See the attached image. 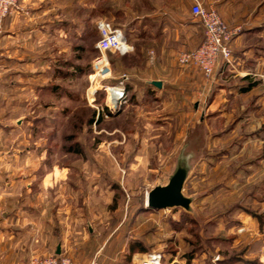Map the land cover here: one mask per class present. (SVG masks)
<instances>
[{"label":"rangeland","instance_id":"rangeland-1","mask_svg":"<svg viewBox=\"0 0 264 264\" xmlns=\"http://www.w3.org/2000/svg\"><path fill=\"white\" fill-rule=\"evenodd\" d=\"M54 7V37L30 48V55H45L38 58L44 62H6L11 51L5 19L0 22V222L25 229L32 219L36 228L37 212L44 217L43 242L35 240V229L20 243L28 246V258L17 250L16 263L57 254V243L77 264H138L154 251L164 254V264L172 255L190 259L196 250L231 254L236 221L257 210L246 204L251 177L245 169L253 153L264 151V134L250 133L247 113L234 112L213 78L180 65V52L196 47L173 44V71L153 72L148 35L136 44V0H54ZM101 21L124 29L130 52L96 47ZM102 56L107 60L99 65ZM180 69L192 75L182 89L162 94L151 86L136 94V75L175 86ZM120 90L125 93L115 107L111 97ZM192 132L196 142L206 141L184 187L195 196L194 212L145 208L147 192L167 180ZM253 178L260 185L261 177ZM11 210L18 215H8ZM139 243L147 249L140 251ZM111 249L118 251L114 263L105 258Z\"/></svg>","mask_w":264,"mask_h":264},{"label":"crops","instance_id":"crops-1","mask_svg":"<svg viewBox=\"0 0 264 264\" xmlns=\"http://www.w3.org/2000/svg\"><path fill=\"white\" fill-rule=\"evenodd\" d=\"M193 1L136 0V44L141 36L148 35L153 72L169 73L173 71L171 67L173 44L177 48H183L188 45L197 47L202 43L204 27L201 21L191 13ZM200 1L206 8L216 9L228 25L239 28V32L234 35L231 42L232 59L230 63L221 61L215 69L211 82L217 84L215 86H218V94L228 92L229 100L234 104V112L244 111L247 113V122L251 123L249 125L254 129L250 133L253 134L256 131L262 137L264 134V0ZM20 4L22 9L6 17L2 23L4 36L8 40L11 51L6 62L10 64L35 62L38 61V58L45 57L42 54L30 55V48L34 44L38 45L40 40H46V37L51 38L55 35L57 11L54 9V0H21ZM138 28L139 31H137ZM139 32L142 34H138ZM13 53L18 54L12 55ZM44 61L41 59L38 62ZM136 76V94L151 86L160 93L166 94L172 88L180 90L182 89L181 85L192 82L191 73L185 69L177 70L175 77L173 75L175 86L168 84L160 76ZM225 79L229 81L228 85H225ZM154 80L161 81L162 86L160 88L155 86ZM240 119V116L235 118V125ZM262 141L264 142V140ZM247 165L251 167L245 169L248 178L251 177V179L250 181L246 180L248 183H245L244 186L249 190L248 194L251 199L246 204L249 206L248 208L257 210L248 211L245 217L236 221L238 225H236L234 235L230 238L234 244L231 254H212L206 250H196L195 254L193 252L190 254V259L187 256L179 259L176 255H172L174 260L168 264L177 261L179 264H222V260H228V264H264V151L253 153L252 158L248 159ZM256 175L261 177L260 185L251 183ZM33 186L29 184L26 185V188L31 190ZM10 188L15 190L14 185ZM258 192L260 195H257ZM22 209L25 208L22 207ZM24 211H26L25 219L29 214L28 210ZM13 212L18 215L15 210L8 211V215ZM3 217L7 218L8 216L3 215ZM19 217L21 216L19 215ZM36 218V228H33L34 220L31 218H28L31 220L28 221L29 225L25 229L8 226L7 219L3 224L0 222V264H21L16 263L17 250L20 249L24 250V255L28 258V246L26 245L27 247L23 249L24 246L20 243L23 240L26 242L31 240L35 236V229V240L43 242L44 226L41 224L44 220L43 213L37 212ZM88 229L89 233H94L92 228L88 227ZM56 245L61 247L59 243ZM105 246L106 241L97 248L95 253L100 256V253L102 254L105 250ZM123 251L125 252V250ZM20 255H23V251L20 252ZM117 255L118 251L111 249L105 258L114 263V257ZM216 255H219L221 260L215 261L214 256ZM98 256L95 258L96 261H98ZM137 256L141 255L137 254ZM134 258L136 260V254ZM86 261L89 263L91 260ZM103 262L105 263V260ZM103 262L101 264H104Z\"/></svg>","mask_w":264,"mask_h":264},{"label":"built area","instance_id":"built-area-1","mask_svg":"<svg viewBox=\"0 0 264 264\" xmlns=\"http://www.w3.org/2000/svg\"><path fill=\"white\" fill-rule=\"evenodd\" d=\"M21 0H0V22L6 17L13 15L21 10ZM191 13L198 18L204 27V39L202 43L194 49L181 51L178 57L180 65L194 66L200 70L207 79H212L217 65L221 62L230 63L232 59L231 42L235 34L239 32L238 27H230L219 15L216 9L206 8L200 0H194ZM100 38L96 47L102 52L118 51L125 54L131 51L132 46L124 29L120 26L112 25L106 21L99 23ZM106 58H98L97 64H102ZM111 88V87H107ZM113 89H118L112 87ZM119 90V89H118ZM121 96L116 98L120 100L124 96V90H120ZM112 99V97H111ZM115 107L117 105L114 104ZM144 257L138 259V264H164L163 253L159 251L149 252ZM139 258V257H138ZM219 255L214 257L217 261ZM29 264H77L70 256L66 254H53L47 256L33 257Z\"/></svg>","mask_w":264,"mask_h":264},{"label":"water","instance_id":"water-1","mask_svg":"<svg viewBox=\"0 0 264 264\" xmlns=\"http://www.w3.org/2000/svg\"><path fill=\"white\" fill-rule=\"evenodd\" d=\"M153 84L159 88L162 86V82L158 80H154ZM111 102L116 104L117 100L112 98ZM193 133H190L184 141L175 158V166L168 175L167 180L157 183L147 192L145 208L167 211L168 209L180 207L186 212H194L193 202L195 196L186 194L184 187L194 172L197 161L202 158L200 155L206 141H202L203 143L196 142L193 140ZM60 253L61 250L58 247L57 254Z\"/></svg>","mask_w":264,"mask_h":264},{"label":"trees","instance_id":"trees-1","mask_svg":"<svg viewBox=\"0 0 264 264\" xmlns=\"http://www.w3.org/2000/svg\"><path fill=\"white\" fill-rule=\"evenodd\" d=\"M99 116H100V115H99ZM141 244H142V245H141ZM139 245L141 246V247H140V251L143 252V251H145V250L147 249V247H146L143 243H139ZM139 245H138V246H139ZM135 247H136V246H135ZM133 248H134V246H133V247H131V246L129 247V249H130L132 252L134 251ZM219 260H221V259H219ZM219 260H218V261H219ZM163 261H164V255H163ZM222 262H223L222 264H228V260H226V261L222 260Z\"/></svg>","mask_w":264,"mask_h":264},{"label":"bare ground","instance_id":"bare-ground-1","mask_svg":"<svg viewBox=\"0 0 264 264\" xmlns=\"http://www.w3.org/2000/svg\"><path fill=\"white\" fill-rule=\"evenodd\" d=\"M119 97H120V96H119ZM114 98H115V97H114ZM116 98H118V97H116ZM116 98H115V99H116ZM138 257H139V256H137V258H138ZM144 257H149V255H146V256H144ZM144 257H141V258H144Z\"/></svg>","mask_w":264,"mask_h":264}]
</instances>
